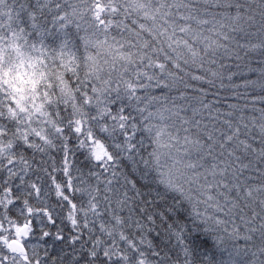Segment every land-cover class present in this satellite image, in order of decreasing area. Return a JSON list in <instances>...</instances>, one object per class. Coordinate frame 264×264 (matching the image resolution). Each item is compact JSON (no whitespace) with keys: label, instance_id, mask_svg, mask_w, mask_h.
<instances>
[{"label":"snow or ice","instance_id":"obj_1","mask_svg":"<svg viewBox=\"0 0 264 264\" xmlns=\"http://www.w3.org/2000/svg\"><path fill=\"white\" fill-rule=\"evenodd\" d=\"M0 264H264V0H0Z\"/></svg>","mask_w":264,"mask_h":264}]
</instances>
